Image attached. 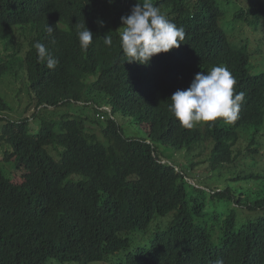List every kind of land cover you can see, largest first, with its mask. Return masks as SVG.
Segmentation results:
<instances>
[{
	"label": "trees",
	"instance_id": "trees-1",
	"mask_svg": "<svg viewBox=\"0 0 264 264\" xmlns=\"http://www.w3.org/2000/svg\"><path fill=\"white\" fill-rule=\"evenodd\" d=\"M221 1L152 0L185 29L186 39L145 66L126 62L119 39L121 17L144 0H0V80L25 72L33 110L32 119L13 122L0 94V143L8 147L5 161L16 164L11 173L0 167V264L106 263L131 247L134 234L147 235L156 218L169 215L148 246L116 264H214L217 258L264 264V183L255 186L251 200L229 189L210 194L189 184L178 166L164 163L156 147L208 150L213 170L242 156L264 163V73L251 74L258 53L250 41L233 39L240 23L259 34L264 0H245L236 13ZM78 22L94 35L87 51L79 45ZM106 35L111 46L104 44ZM37 42L58 59L55 69L39 60ZM217 65L227 67L235 90L245 93L239 119L181 127L170 111L172 94ZM79 106L107 115L106 142L70 115L31 132L30 122L41 112ZM119 116L134 120L147 137H126ZM69 177L78 181L66 182ZM234 180L256 185L264 175ZM215 200L233 208L215 211L209 224L204 212Z\"/></svg>",
	"mask_w": 264,
	"mask_h": 264
},
{
	"label": "rangeland",
	"instance_id": "rangeland-1",
	"mask_svg": "<svg viewBox=\"0 0 264 264\" xmlns=\"http://www.w3.org/2000/svg\"><path fill=\"white\" fill-rule=\"evenodd\" d=\"M221 3L224 10H227L229 7L228 5L231 4L232 11L236 13L240 9H243L238 6L241 3L244 6L245 0H231L230 3L227 0H222ZM242 24L243 23H240L239 26L233 28L235 30L233 39L240 41L245 39L250 41L249 46H251V51H255L258 53L256 54L257 56H255V58H253L252 60V65L254 68L251 74L258 75L264 73V26L262 28H259V34H256L249 27H246ZM223 26L225 28L228 27L224 24ZM12 77L13 80H10V77L0 80V86L3 84L0 88V94L4 97L6 107L8 108V112L5 116L13 122H18L23 118H30L32 116L33 110L29 109L31 100L28 94L27 85L24 81L26 79L25 72H17ZM102 112H108L109 114H111L112 110L103 109ZM65 115H70L74 119L82 118L86 122L85 124L87 126V130L91 134L97 135L104 142L107 141L104 135L106 121L108 119L107 115H99L93 108L88 106L62 108L57 111H53V109H51L49 112H41V119L30 122L31 132L37 133L41 125L45 122H55L57 124H60L64 120H66L61 119ZM117 122L122 126L126 137L137 139H144L147 137L146 133H144L139 128L140 126H138L132 119L119 116L117 117ZM156 147L158 150V154L160 155L161 159L164 160V163L178 166L179 169L182 170L190 178L189 184L197 188H201L202 186H204L205 188L201 189L206 190L210 194H212V192H210L211 189H229L235 194L236 197L239 198L243 195L244 198L251 200L252 197L255 196V186L264 183L263 181H260L255 185L253 181L234 180L236 177L246 174L264 175V163H256L255 160L252 159L245 160L244 156L240 157V159L237 160V162L231 167L220 171L219 169L213 170L211 168L208 162L210 158L208 150L204 151V149H197L195 151L189 152L187 150H175L171 147L160 144H157ZM7 150V145L4 143H0V167L3 168L6 173H11L12 170L16 171V164L12 158L8 159V161L10 162L5 161V153L7 152ZM53 156L56 158V160L59 159L57 155ZM6 163L9 170L4 167ZM194 164L197 165L196 167L192 168ZM17 174H22V172L17 171ZM71 179H74V181H78L77 177H69L66 182L70 181ZM230 207L233 208V204H219L217 200L209 201L206 212H204V219L209 224H211L212 222H214L213 214L215 211L223 212ZM239 209L241 210V208ZM241 217L245 218V215L241 214ZM170 218L171 215L163 218H156L150 225V228L147 231V235H143L140 232L134 234L132 236L133 242L129 249L119 252L117 254L118 258H113L114 256H111L108 260L111 262L107 261L106 263L102 264H116L119 261H125L126 255L128 253L134 252L137 248L148 246L150 240L153 238L155 231L158 229H165L168 225V222L170 221ZM49 264H58V262L56 260H52L51 262H49Z\"/></svg>",
	"mask_w": 264,
	"mask_h": 264
},
{
	"label": "clouds",
	"instance_id": "clouds-1",
	"mask_svg": "<svg viewBox=\"0 0 264 264\" xmlns=\"http://www.w3.org/2000/svg\"><path fill=\"white\" fill-rule=\"evenodd\" d=\"M109 2L114 3V0ZM121 23L120 46L127 63L147 66L153 57L179 49L186 39L185 29L172 22L152 0L135 3L130 14L121 17ZM76 27L79 45L87 51L93 44L94 35L86 23L78 22ZM48 31L52 32L53 28L48 26ZM104 44L112 45L110 36L104 37ZM34 47L39 60L46 63L47 68L55 69L59 61L46 46L37 42ZM236 85L234 76L225 66L217 65L208 71L197 72L187 89H178L172 94L170 111L186 129L201 124L215 126L217 122L233 124L240 117L245 99L244 92L235 90ZM214 264L225 262L223 258H217Z\"/></svg>",
	"mask_w": 264,
	"mask_h": 264
},
{
	"label": "built area",
	"instance_id": "built-area-1",
	"mask_svg": "<svg viewBox=\"0 0 264 264\" xmlns=\"http://www.w3.org/2000/svg\"><path fill=\"white\" fill-rule=\"evenodd\" d=\"M2 117L0 116V119H1Z\"/></svg>",
	"mask_w": 264,
	"mask_h": 264
}]
</instances>
